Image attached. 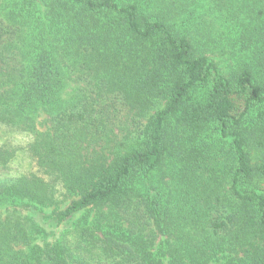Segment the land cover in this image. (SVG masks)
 <instances>
[{
  "label": "trees",
  "instance_id": "1",
  "mask_svg": "<svg viewBox=\"0 0 264 264\" xmlns=\"http://www.w3.org/2000/svg\"><path fill=\"white\" fill-rule=\"evenodd\" d=\"M20 1L41 3L51 31L20 67L0 59V124L35 132L37 164L76 196L56 224L83 213L78 239L113 264H264V0H212L222 31L205 36L153 0ZM63 42L86 71L68 103ZM53 203L42 179L0 181V264H89L38 241L34 215Z\"/></svg>",
  "mask_w": 264,
  "mask_h": 264
},
{
  "label": "rangeland",
  "instance_id": "2",
  "mask_svg": "<svg viewBox=\"0 0 264 264\" xmlns=\"http://www.w3.org/2000/svg\"><path fill=\"white\" fill-rule=\"evenodd\" d=\"M154 5L151 12H157L161 8L165 12L166 18L175 17L178 20L186 19L192 15L193 22L191 27L196 24L201 33H205L204 29L208 22H212L215 29L222 31L217 26L221 24L210 20L212 14L208 10V6H212V0H153ZM152 6V5H151ZM50 22L44 14V6L41 3L28 4L20 0H0V59L6 60L10 65L20 67L32 57L36 51L34 48L39 39L50 34ZM205 36V34H203ZM226 36V33L225 35ZM219 40V37H215ZM226 41L225 37L223 40ZM226 43V42H225ZM214 44H217L214 42ZM34 46V47H33ZM68 50L64 53L61 49ZM218 52V53H217ZM209 53L210 57L218 63L221 71L228 75L233 73L239 67L237 59L231 57L225 50ZM222 52V53H220ZM74 55L72 49H67L64 42L61 43L57 58L61 59L67 66L65 67L68 76V83L63 91V100L67 103L76 95L80 88L84 86L79 81L77 72L79 70L86 72L84 69L78 68L80 60L72 58ZM46 115L42 114L38 117L36 123V132L46 130ZM36 133L21 131L12 126L0 124V148L13 149L14 156L5 164H0V181L13 180L22 176H34L42 179L47 183L48 187L53 191L54 203L49 206L40 207L34 215L44 229L46 235L37 237L38 241L49 240L51 242L63 243L69 247V250L78 258L89 264H113L98 247L88 246L86 243L78 239L76 228L81 223L83 213H78L70 219L68 224L57 225L54 214L57 211L66 208L72 199L76 196L66 194L64 183L58 174L48 171L37 164L35 157L30 153L29 146L35 140ZM214 138V136H213ZM212 140L211 138H208ZM227 144H225V148ZM125 149H128L126 147ZM258 188L264 194V180L258 184ZM96 211L93 209L87 212V220H91L95 216ZM212 264H223L222 260L213 262Z\"/></svg>",
  "mask_w": 264,
  "mask_h": 264
}]
</instances>
